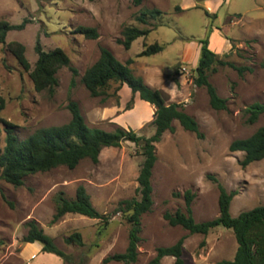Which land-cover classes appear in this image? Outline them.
I'll list each match as a JSON object with an SVG mask.
<instances>
[{"label": "rangeland", "instance_id": "obj_1", "mask_svg": "<svg viewBox=\"0 0 264 264\" xmlns=\"http://www.w3.org/2000/svg\"><path fill=\"white\" fill-rule=\"evenodd\" d=\"M142 9L161 13L155 18L147 15L146 23H141L137 17ZM1 16L0 20L11 25L29 20L23 29L8 31L0 44V118L15 126L20 140L36 129L67 123L69 100L78 104L88 127L112 131L119 126L145 138L153 135V107L137 95L132 97L126 86L114 95L116 85L111 84L102 102L100 97H91L80 82L84 71L98 59L100 47L122 63L131 59L135 76L160 91L167 104H181L198 123L202 138L174 121L173 131L164 132L154 144L152 206L141 217L137 259L131 264H147L158 247L170 246L181 237L185 264L231 261L237 248L231 230L218 226L207 235L190 234L169 225L163 215L184 211L183 194L189 190L194 195L193 219L216 218L217 184L227 192L236 191L229 208L234 217L264 205V158L241 167L243 153L228 150L232 141L245 139L264 126V114L251 124L245 113L253 103L264 104V0H142L139 5L132 0H0ZM131 26L148 33L124 49L117 41L122 39V30ZM78 27L94 28L98 37L85 38L76 31ZM201 40L208 41L219 59L252 69L239 75L228 66L215 65V71L207 72L218 96L226 100L225 110L213 109L206 89L194 83ZM37 41L46 52L61 49L78 73L73 76L69 67H61L52 96L36 92L28 73L6 50L11 42L22 44L32 69ZM154 44L162 50L140 56L145 46ZM131 98L132 108L125 111ZM0 128L3 148L1 123ZM142 162L141 143L124 141L119 147L102 149L97 163L84 159L74 169L60 166L35 173L19 187L0 179V264H103L105 257L124 252L129 225L116 208L122 200L139 198L137 176ZM79 185L92 206L107 216V222L68 213L51 223L57 195L71 200ZM30 220L36 221L66 258L43 253L37 242L31 243L39 247L33 250L22 241ZM75 232L81 235L82 246L65 243ZM172 263L171 257L160 261Z\"/></svg>", "mask_w": 264, "mask_h": 264}, {"label": "trees", "instance_id": "obj_2", "mask_svg": "<svg viewBox=\"0 0 264 264\" xmlns=\"http://www.w3.org/2000/svg\"><path fill=\"white\" fill-rule=\"evenodd\" d=\"M141 1L132 0L135 5H139ZM160 13L157 9H142L137 20L146 23L145 16L155 18ZM28 22L29 20L25 18L21 24L11 25L5 20H0V44H4L8 31L23 29ZM76 31L88 39L98 37L94 28L78 27ZM147 33V30L132 26L125 27L121 32L122 39L117 42L124 49H129L134 40ZM199 43L194 83L198 87L206 89L209 104L213 109L225 110L226 100L218 96L215 87L208 80L207 72L215 71V65L228 66L237 71L239 75L245 71L251 72L252 69L238 67L231 62L219 59L217 54L209 49L207 40H201ZM6 50L13 55L21 69L28 73L36 92L46 91L48 95L52 96L58 85L56 73L61 67H69L73 76L78 74L77 70L70 66L69 58L61 49L56 48L46 52L42 50L39 41L34 47L37 59L32 69L25 57V49L22 44L11 42L6 45ZM161 50V46L157 44L145 46L140 56L153 55ZM131 63V59L125 63L118 61L109 50L100 47L98 59L84 71L80 82L91 97H100L102 102L107 99L108 87L114 84L116 85L113 91L114 95L120 87L126 85L132 97L137 95L140 100L152 106L153 119L150 124L153 126L154 133L148 138L138 136L135 131L119 126L112 131L88 127L80 113L78 104L72 100H69L67 104V110L70 113V120L67 123L36 129L23 140L16 136L13 124L0 118L4 132V146L0 148V179L13 187L21 186L29 175L46 172L56 167L64 166L74 169L84 159L97 163L102 149L119 147L124 141L136 145L141 143L143 162L137 176L139 198L122 200L116 208V212H121L129 225L128 243L124 252L105 257L102 260L103 264L110 262L131 264L137 259V245L141 232L140 220L152 206L150 179L156 161L154 144L160 140L164 132L173 131L172 122L174 121H177L183 130L202 138L198 123L183 111L182 105L167 104L160 91L147 86L140 77L133 74L130 68ZM2 108L3 101L0 98V111ZM131 108L132 98L125 104L124 110L127 111ZM245 113L248 115L247 122L252 124L260 115L264 114V104L253 103L245 109ZM228 150L243 153V158L239 162L241 167L262 160L264 158V126L259 127L245 139L232 141ZM217 188L219 195L216 218L196 222L190 208L194 195L187 190L183 194L185 210H176L174 213L165 212L164 219L169 225L180 226L190 234L207 235L218 226L231 230L237 243L234 257L231 261H222L219 264H264V205L243 211L234 217L230 214L229 208L236 191L227 192L220 184H217ZM68 213L90 219H102L107 222V216L100 214L92 206L88 193L81 185L76 188L75 196L71 200L66 199L62 193L57 195L51 223H55ZM25 225L27 231L22 238L24 243L37 242L41 245L43 253H51L62 259L66 258L65 254L56 247L52 238L43 232L36 221L30 220ZM64 241L66 244L83 245L81 235L77 232L69 235ZM183 241L184 237H181L170 246L158 247L155 250V256L147 264H160L164 257L173 258L172 264H185L182 258Z\"/></svg>", "mask_w": 264, "mask_h": 264}, {"label": "crops", "instance_id": "obj_3", "mask_svg": "<svg viewBox=\"0 0 264 264\" xmlns=\"http://www.w3.org/2000/svg\"><path fill=\"white\" fill-rule=\"evenodd\" d=\"M0 18H3L2 16ZM126 86V85H123L122 88ZM127 87V86H126ZM141 121V120H140ZM29 246L32 247L33 250H35L38 246H35L34 244H31L29 243ZM39 248V247H38Z\"/></svg>", "mask_w": 264, "mask_h": 264}]
</instances>
